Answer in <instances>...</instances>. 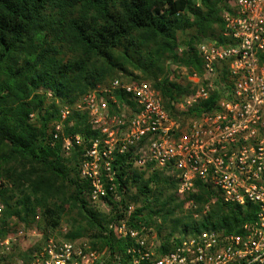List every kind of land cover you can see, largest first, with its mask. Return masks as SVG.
<instances>
[{
	"label": "trees",
	"instance_id": "obj_1",
	"mask_svg": "<svg viewBox=\"0 0 264 264\" xmlns=\"http://www.w3.org/2000/svg\"><path fill=\"white\" fill-rule=\"evenodd\" d=\"M230 1L0 0V177L13 183L11 187L4 182L0 189L6 214L17 225L34 226L40 208L48 233L49 227L60 225L64 212L62 204H49L48 196H53L51 189L58 182L67 183L88 225H74L67 237L89 236L101 246L122 247L123 240L112 231L105 232L108 217L88 201L91 185L79 174L85 150L73 144L66 155L63 148L64 137L88 139L99 131L88 114L79 111L66 120L63 135L54 138L59 102L75 105L81 95L122 74L128 81H149L160 90L166 107L172 108L173 101L184 100L191 92L177 70L200 72L203 68L198 44L225 43L222 15ZM218 96L186 110L183 119L209 111ZM117 97L123 105L130 104L126 94L117 92ZM114 168L121 183L119 193L124 185L136 189L131 196L127 192L122 203L128 199L142 203L135 208L133 223L157 224L160 236L164 227L171 229L162 238L164 250L170 249L173 233L180 229L184 235L204 229L236 233L255 216L251 203H227L221 197L203 210L213 192L200 182L194 190L201 192L189 196L199 205L194 209L199 217H194V211L174 216L186 200L169 190L176 184L169 177L133 169L127 156L117 155ZM159 218L161 224L156 222Z\"/></svg>",
	"mask_w": 264,
	"mask_h": 264
},
{
	"label": "built area",
	"instance_id": "obj_2",
	"mask_svg": "<svg viewBox=\"0 0 264 264\" xmlns=\"http://www.w3.org/2000/svg\"><path fill=\"white\" fill-rule=\"evenodd\" d=\"M222 17L225 43L198 44L203 68H181L191 92L173 101L172 108L146 80L115 78L76 100L75 108L88 114L99 133L88 139L64 137L63 148L69 153L71 141L91 144L79 172L90 182V202L108 215L105 232L123 240L122 247L101 246L89 236L69 238L64 225L51 234L17 225L0 197V264H264V0H231ZM117 92L126 94L130 104L123 105ZM215 94L209 111L183 119V112ZM73 108L60 106L54 138L63 135ZM117 155L127 156L133 169L175 179L182 198L200 182L215 200L251 203L255 216L241 232L204 229L177 235L164 250L165 239L153 226L133 223L134 204L122 203L129 189L124 185L119 193L117 188ZM3 183L0 178V189Z\"/></svg>",
	"mask_w": 264,
	"mask_h": 264
},
{
	"label": "rangeland",
	"instance_id": "obj_3",
	"mask_svg": "<svg viewBox=\"0 0 264 264\" xmlns=\"http://www.w3.org/2000/svg\"><path fill=\"white\" fill-rule=\"evenodd\" d=\"M177 72L179 73V76H184V70H182V69H178L177 70ZM136 73L137 74H140V72L139 71H136ZM117 76H120V77H122L124 80H128V79H130L129 77H126V76H124V75H122V74H118V75H116V76H113V77H109V78H107V80L106 81H104L103 82V84L102 85H105V84H108L111 80H112V78H116ZM120 77H117V78H120ZM98 86H101V85H98ZM184 98V97H183ZM183 98L181 99V100H183ZM63 104H67V103H63V102H59V107L61 106V105H63ZM74 108H73V110H74V113L73 114H75L76 112H79L78 110H77V108H75L76 106H74V105H72ZM33 118H35V117H33ZM55 123V122H54ZM72 124V123H71ZM70 124V125H71ZM66 124L64 125V127H63V133L65 132V128H66ZM77 143V142H76ZM76 143H73V141H71V144H72V146H73V144H76ZM77 145H82V147H83V149L85 150V148H86V145H87V143L85 144L84 142H81V144H79V143H77ZM65 151V154L66 155H69L71 152H72V148H71V150H70V152L69 153H67L66 152V150H64ZM83 156H84V154H83ZM80 165V164H79ZM150 173V171L149 172H147V174H149ZM80 174V173H79ZM166 177H169L170 178V182H172L173 184H175V186H172V183H171V188L169 189L171 192H174V193H176V195H178V183H177V181L175 180V179H173V178H171L170 176H168V175H165ZM80 177H81V175H80ZM1 178V177H0ZM82 178V177H81ZM3 179V178H2ZM83 179V178H82ZM4 180V184H6L7 186H13V183L12 182H10L8 179H3ZM177 185V186H176ZM129 188V187H128ZM51 191H52V194H53V196L52 195H50L51 194V192L50 191H48L47 190V193H48V195H50V196H48V199H47V202L49 203V204H52L53 202H56L57 204H62V208H63V210H64V212H63V218H62V220H61V223H60V225L58 226V227H56V228H48L49 230V233L51 234V233H53V232H55V231H57V229L58 228H60L62 225H64V226H67L68 228H69V230H70V228H73L74 227V225H77V226H83V227H88V225H87V223H86V221L83 219V214H82V211H81V209H80V207H79V205L76 203V202H74L72 199H71V197H70V195H71V192H72V188L67 184V183H65V184H63V183H60V182H58L57 183V185L53 188V189H51ZM90 192V191H89ZM89 192L87 193L88 194V196H89ZM192 192H201L199 189H195V190H193ZM192 192H190L188 195H186L184 198H185V200L186 201H184V203H183V206H182V208H176L175 209V213H174V216H181V215H186V216H188L189 214H192L193 213V211H194V209H196L197 207H199V205L195 202V200H192V199H190L189 198V196L191 195V193ZM136 193V189L135 188H132L131 190H129V196H131V194L133 195V194H135ZM63 196H65V198L63 197ZM87 196V197H88ZM209 196V200H208V202L206 203V205L204 206V208H203V210L204 209H208V208H210V206H211V204H213L216 200H215V196L214 195H208ZM128 198V197H127ZM181 200V199H180ZM88 201H89V203H90V205L97 211V212H99V213H101V214H104V215H106L107 217H108V215L106 214V213H104V211L102 212L101 210H99V208H97V207H94V205L90 202V200H89V197H88ZM128 202L129 203H133L134 204V207L135 208H137V206L139 207V206H141L142 205V203L141 202H139L138 204L137 203H135V202H131L129 199H128ZM178 202H180V201H178ZM208 207V208H207ZM100 209H102V208H100ZM105 209V208H104ZM38 215H37V221L38 222H36L35 224H34V226H32V227H35V228H44V226H45V222L43 221V216H42V210L39 208V210H38ZM196 211H194V217H196L195 216V213ZM202 212V211H201ZM199 215V214H198ZM197 217H199V216H197ZM158 224H161V222H162V219H157V221H156ZM40 224V226L41 227H39L38 225ZM149 225H151V226H153L154 228H155V230H157L156 229V226H157V224H153V223H151V224H149ZM46 227V226H45ZM168 227V226H167ZM167 227H164L163 229H162V235L160 236L159 235V239H162V238H165L166 236L165 235H167V234H170V233H172L171 232V229L170 228H167ZM183 226H180V228H182ZM181 230V229H180ZM180 230H178V231H175L174 233H173V236H177V235H184Z\"/></svg>",
	"mask_w": 264,
	"mask_h": 264
}]
</instances>
